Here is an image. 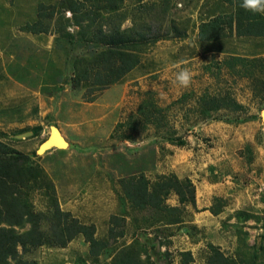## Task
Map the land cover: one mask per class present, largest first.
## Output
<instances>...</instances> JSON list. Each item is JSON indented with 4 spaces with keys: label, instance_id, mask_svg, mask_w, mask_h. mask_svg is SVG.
<instances>
[{
    "label": "rangeland",
    "instance_id": "rangeland-1",
    "mask_svg": "<svg viewBox=\"0 0 264 264\" xmlns=\"http://www.w3.org/2000/svg\"><path fill=\"white\" fill-rule=\"evenodd\" d=\"M34 1L50 4L51 16L43 22L56 35V44H50L48 51L23 39L19 47L14 45L4 55L8 71L16 61L21 65L15 66L19 71L16 79L26 87L30 84L38 88L44 74L43 85L55 87L61 80V88L66 87L68 94L81 102L118 104L125 125L116 134L124 138L129 134L132 146L140 141V146L152 144L158 150V170L147 174L148 179L175 175L181 180L189 179L196 192L195 207L186 206L182 224L152 225V211H132L121 189L115 190L114 180L98 176L91 191H83L77 199L60 201L57 196L59 206L83 224L94 222L100 241L107 240L110 217H122L119 231L124 236L110 241L98 257L89 255L83 237L64 249L39 247L33 250L37 263L113 264L120 250L134 247L148 264H181L185 252L191 253V264H206L208 245H212L239 264H264L262 47L253 38L235 35L213 42L198 38L201 24L229 15L234 8L223 0H144L140 5L137 0H128L124 8L108 15L102 0ZM72 5L79 10L78 15L70 9ZM7 6V1L0 0V10ZM87 13L99 23L88 32L101 29L105 35L125 32V38L143 36L136 39L138 45H143L140 52H135L139 64L112 85L100 82L109 72H98L86 62L106 49L86 43L92 39L84 37L88 23L82 17ZM81 30L82 35L77 36L75 31ZM80 69L89 70L86 80L77 75ZM184 69L191 76L187 86L176 82V74ZM11 83L10 93L15 91ZM202 97H207L204 102ZM3 99L0 91V100ZM145 102L162 109L161 113L156 118L148 114L152 119L147 121L139 113ZM128 111L130 120L126 121ZM51 145L46 144L44 151ZM20 170L28 181L20 197L32 212L49 214L43 195L46 188L39 190L32 184L33 176L41 172L35 160H24ZM37 181L47 183L48 179L39 176ZM215 198L226 202L217 216L208 211ZM166 203L176 206L177 198L171 196ZM28 229L26 225L18 231Z\"/></svg>",
    "mask_w": 264,
    "mask_h": 264
},
{
    "label": "trees",
    "instance_id": "trees-1",
    "mask_svg": "<svg viewBox=\"0 0 264 264\" xmlns=\"http://www.w3.org/2000/svg\"><path fill=\"white\" fill-rule=\"evenodd\" d=\"M12 1L10 4H12ZM102 1L105 2L104 5L108 8L107 13L110 12L108 15H113L124 8V4L128 0ZM143 1L137 0L138 5L142 4ZM223 1L232 6L234 11L229 15H220L201 24L198 33L199 41L213 42L232 35L238 37L264 36V17L259 11L242 7L244 0ZM49 8L47 5L39 4L36 20L32 24L27 23L21 27V32L33 35H48L50 29L48 24L45 25L43 21L45 19L48 20V17L51 16L48 11ZM96 8L98 9V7ZM70 9L78 15L79 10L77 8L75 10L72 5ZM99 9L101 10L100 7ZM83 15L82 18H86L88 23L85 27L86 34H84V37L90 36L92 38L87 40L86 43L102 45L107 49L101 50L97 56L95 55L86 62L90 63L95 70L98 69V72H109V75L100 82L106 81V85H112L139 64V59L135 52H140L143 45H138L136 39L143 38V36L139 34L136 36L137 38H125V32L105 35L101 29H97V31L92 33L88 32L93 26L99 25V23L97 18L93 17V14L87 13ZM82 31H75V34L81 36ZM84 41L86 40H82V42ZM235 60L239 61L238 59ZM81 63L82 60L77 64L75 63L76 68ZM88 73V69H80L77 75L86 80ZM207 97H202V101L204 102ZM235 106L238 110L241 109L236 104ZM145 107H147V110H145ZM161 111L162 109L155 107L154 104L149 102H145L139 109L140 115L144 116L147 121L156 118ZM148 114L152 116L151 119L147 116ZM27 159H29V156L16 152L0 142V264H37L36 260L25 259L24 256L32 250L43 246L53 249H64L80 236L88 244L89 255L98 257L110 241H117L124 236L123 231H119L124 219L111 216L107 240L100 241L96 239V227L94 224H82L69 212L61 210L56 189L52 182L49 180L47 183L37 181L39 176L46 177L42 171L39 175L33 176L32 184L39 190L46 188L43 195L46 198L47 212L49 214L32 212L19 193L21 188L28 187V181H25L22 177L23 172L20 170V164ZM118 184L132 211H152V225L178 226L183 222L186 206L192 205L195 207V187L189 179L181 180L175 175H158L154 181H150L144 173H141L120 179ZM171 196L177 198L178 204L176 206H170L166 203ZM225 205L226 202L224 200L215 198L213 206L208 211L213 216H217ZM26 225L29 226L28 230L18 231V229H24ZM19 248H21V253ZM208 249L209 255L207 256L206 264H239L235 258L226 256L215 246L208 245ZM140 255L141 252L136 251L134 247L123 249L116 254L113 264H148L147 260H141ZM181 258V264H191L193 262L190 252L182 253Z\"/></svg>",
    "mask_w": 264,
    "mask_h": 264
},
{
    "label": "crops",
    "instance_id": "crops-1",
    "mask_svg": "<svg viewBox=\"0 0 264 264\" xmlns=\"http://www.w3.org/2000/svg\"><path fill=\"white\" fill-rule=\"evenodd\" d=\"M5 1L8 6L0 10V91L4 97L0 100V142L35 160L36 165L53 183L60 201L67 197L77 199L83 191L88 193L90 187L95 186L98 176L114 180L115 190L118 191L120 186L117 180L141 173L146 176L156 173L158 150L154 145L143 143L140 146V141H137L138 145L132 146L129 134L125 138L116 134L125 125L118 104L107 100V103L101 104L95 101L81 102L70 96L66 87L61 88V80H58L60 85L57 83L55 87L47 88V85H43L44 74L40 76L38 88L30 84V87H26L21 79H16L19 71L15 66L21 67L16 61L13 69L8 71L9 66L4 60L8 49L19 47V43L25 39L49 51L50 44L55 45L57 37L50 30L48 35L21 32V27L36 20L39 3L34 0ZM259 12L264 17V10ZM242 38L256 40L257 45L262 47L259 51L262 50L264 54V36ZM40 42L45 44L40 45ZM45 82H48L47 79ZM8 83L16 92H9ZM129 116L130 111L126 121ZM52 129L58 131L66 146L51 147L39 153ZM98 233L99 229L96 231V239L99 240ZM24 258L35 260L33 250Z\"/></svg>",
    "mask_w": 264,
    "mask_h": 264
},
{
    "label": "clouds",
    "instance_id": "clouds-1",
    "mask_svg": "<svg viewBox=\"0 0 264 264\" xmlns=\"http://www.w3.org/2000/svg\"><path fill=\"white\" fill-rule=\"evenodd\" d=\"M242 7L255 11H262L264 10V0H244ZM190 79V72L187 69L176 74V82L181 86H187ZM177 261L179 262V257L177 258Z\"/></svg>",
    "mask_w": 264,
    "mask_h": 264
},
{
    "label": "water",
    "instance_id": "water-1",
    "mask_svg": "<svg viewBox=\"0 0 264 264\" xmlns=\"http://www.w3.org/2000/svg\"><path fill=\"white\" fill-rule=\"evenodd\" d=\"M263 118V115H262ZM264 121V118H263ZM52 144L51 147H58V148H64L66 146L65 142L63 139L60 137L58 131L56 129L51 130V134L49 139L40 147L39 153L44 151L43 147L45 145Z\"/></svg>",
    "mask_w": 264,
    "mask_h": 264
}]
</instances>
